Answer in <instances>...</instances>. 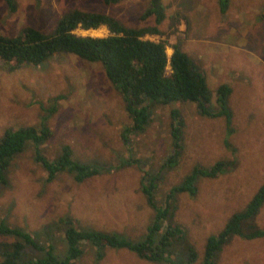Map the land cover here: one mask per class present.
Wrapping results in <instances>:
<instances>
[{"label": "rangeland", "instance_id": "374dc122", "mask_svg": "<svg viewBox=\"0 0 264 264\" xmlns=\"http://www.w3.org/2000/svg\"><path fill=\"white\" fill-rule=\"evenodd\" d=\"M14 1L12 12L0 0L1 35H15L25 26L50 32L57 19L73 8L104 12L129 27L157 26L160 34L145 38L164 41L168 56L171 45L178 44L206 77L214 104L217 86H230L233 132L227 131L222 117L200 114L195 102L175 101L152 109L147 128L132 137L130 151L121 136L131 123L123 97L98 63L67 53L10 70L0 60V138L7 129L46 124L52 136L39 151L50 160L64 145L71 147L76 159L115 166L133 154L143 159L144 169L161 174L155 195L163 206L166 192L195 166L209 168L218 160H234L216 177L201 178L194 194L177 193L176 208L169 215V222L183 229L186 237L173 246L172 261L189 264L193 250L197 257L190 264H202L208 237L217 235L264 183V0H227L225 11L221 0H160L161 8L145 16L153 8L152 0ZM74 33L106 36L109 32L100 26L76 28ZM58 95L61 99H54ZM179 121L181 156L176 166L162 169L171 153V125L180 126ZM142 172L129 165L81 182L64 172L48 180L29 142L7 167L6 184H0V220L34 233L43 244L48 237L64 233L65 225L58 219L67 215L81 228L116 231L140 240L143 236L137 237L145 233L154 214L140 187ZM254 222L264 230V203ZM8 239L0 235V242ZM83 248L74 264H169L117 247L105 248L96 260L95 246L86 242ZM215 264H264V236H231Z\"/></svg>", "mask_w": 264, "mask_h": 264}, {"label": "trees", "instance_id": "16d2710c", "mask_svg": "<svg viewBox=\"0 0 264 264\" xmlns=\"http://www.w3.org/2000/svg\"><path fill=\"white\" fill-rule=\"evenodd\" d=\"M102 1L105 4H115L121 0ZM5 2L10 11L16 10L14 0ZM221 2L223 3L221 11H225L227 0ZM152 6L153 8H149L144 16L159 10L160 0H152ZM261 14L264 17V8ZM161 16L160 14L157 20ZM100 26L107 28L109 33L106 36L74 33L76 28L88 30ZM147 34H160V30L155 25L129 27L111 14L73 8L57 19L50 32L25 26L15 35L0 34V60L10 70L28 64L39 65L56 54L67 53L98 63L108 80L123 97L131 123L124 128L121 136L130 151L132 137L147 128L151 121L152 109L156 105H166L175 101L195 102L200 114L222 117L227 131L233 132L232 112L228 104L230 86L227 83L217 86L214 104L206 77L190 56L178 44L171 45L172 53L168 56L166 43L145 38ZM54 99L59 100L61 96L58 95ZM171 115L175 119L178 117V111L172 110ZM179 122L180 126L175 123L171 125V153L163 163L162 169L176 166L181 156V121ZM51 136L52 133L46 124H41V128L23 126L7 129L0 138V184H6L7 167L14 156L22 152L29 142L35 147V158L47 171L48 180L64 172L71 175L74 181L81 182L99 173H110L119 167L137 165L143 171L140 184L142 193L154 211L152 220L147 225L145 233L137 237L143 236L142 239L131 240L116 231L81 228L73 217L67 215L68 217L58 219L59 223L65 225L64 233L54 239L48 237L46 244L41 243L34 233L0 220V235L9 238L0 242V264H74L83 254V245L86 242L95 246L96 260L102 258L105 248L117 247L131 250L147 260L176 264L169 256L171 250L178 240L180 243L186 240L184 230L169 222V215L176 208V194L180 192L194 194L196 184L201 178L216 177L225 167L234 164V160L227 159L218 160L209 168L195 166L179 184L166 192L163 199L166 206H163L155 195L161 174L144 169L143 159L132 154L128 158H122L123 161H120L118 166L99 161L85 162L76 159L71 147L64 145L59 155L50 160L39 150ZM226 146L232 147L228 142ZM263 203L264 183L246 206L231 216L217 235L208 237L202 264H215L217 253L233 235L246 239L263 237L264 230L259 229L254 222ZM166 220L168 223L164 227L163 223ZM190 255L187 261L189 264L197 257L193 250Z\"/></svg>", "mask_w": 264, "mask_h": 264}]
</instances>
